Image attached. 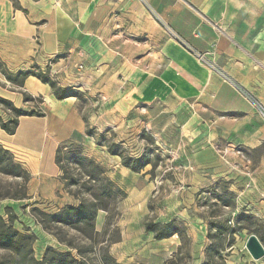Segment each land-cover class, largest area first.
Returning <instances> with one entry per match:
<instances>
[{
	"label": "crops",
	"instance_id": "0c3cea01",
	"mask_svg": "<svg viewBox=\"0 0 264 264\" xmlns=\"http://www.w3.org/2000/svg\"><path fill=\"white\" fill-rule=\"evenodd\" d=\"M143 1L264 104V0H0L3 68L48 73L57 88L69 93L58 99L49 83L33 75L23 86L12 84L0 67V97L28 110L36 106L25 101L23 92L42 99L44 116L20 117L14 134L0 126V145L34 167V175L56 176L60 145L86 135L78 92L112 103L126 99L128 80L135 83L128 96L170 95L186 103L193 114L182 127L191 129L197 111H208L222 136L252 150L263 148L264 120L258 112L171 38ZM258 159L251 170L264 177V148ZM256 187L261 191L264 183ZM254 208L261 211L263 205ZM124 241L110 244L121 264Z\"/></svg>",
	"mask_w": 264,
	"mask_h": 264
},
{
	"label": "rangeland",
	"instance_id": "374dc122",
	"mask_svg": "<svg viewBox=\"0 0 264 264\" xmlns=\"http://www.w3.org/2000/svg\"><path fill=\"white\" fill-rule=\"evenodd\" d=\"M133 84L134 81H126V99L107 104L96 94L78 92V108L94 129L95 138L77 136L73 147H79L83 155L100 165L101 177L111 180L125 194H119L111 203L109 214L105 210L99 212L97 228L102 231L109 218L105 237L112 241L125 238L124 264H203L208 251L216 257L222 255L227 264H264V257L254 260L246 247L251 234L264 245V188L258 191L256 187L260 180L264 183V177L251 170L259 162V151L264 145L252 150L230 141L222 136V127L214 115L204 110L197 111L191 129L182 127L193 114L186 103L170 95L128 96ZM34 99L40 110L42 99ZM206 118L207 122L203 121ZM101 136L103 141L120 143L133 157L147 151L157 163L156 168L150 172L153 167L147 165L140 173L131 171L122 165L119 156L97 143ZM70 150L62 151L65 171L60 168L56 176L34 175V167L22 162L30 173L26 196L0 199L2 214L6 215L5 208L11 207L18 216L15 226L22 229L26 225L37 234L34 247L38 255L47 245H59L38 225L33 207L53 212L61 205L76 203L66 183L75 191L76 186L69 184L70 177L78 178L80 183L90 179L86 168L67 156ZM85 165L91 169L88 161ZM17 181L21 180L0 174V193L20 191ZM83 193L86 198L90 195ZM254 205L263 208L259 211ZM241 214L248 218L237 219ZM213 221L225 222L215 227ZM147 222H173L180 235L155 239L145 229ZM114 247H107L110 254L116 253ZM94 257L101 263L98 250Z\"/></svg>",
	"mask_w": 264,
	"mask_h": 264
},
{
	"label": "trees",
	"instance_id": "16d2710c",
	"mask_svg": "<svg viewBox=\"0 0 264 264\" xmlns=\"http://www.w3.org/2000/svg\"><path fill=\"white\" fill-rule=\"evenodd\" d=\"M0 67L3 68L0 62ZM2 72L7 80L12 84L23 86L27 77L33 75L38 77L42 82L49 83L54 88V94L58 99L68 97L69 93L57 88L55 84L47 77L46 74L39 71L19 70L16 73L6 71ZM26 102H34V98L23 92ZM76 96H79L76 95ZM0 110L6 113L7 117H2L0 114V126L9 133L14 134L17 130L20 117L22 116H44L42 109L38 110L18 108L14 103L6 98L0 97ZM84 116V115H83ZM84 119L87 121L86 117ZM86 134L95 138L94 129L87 127ZM97 141L99 145L105 146L108 152L114 156L121 158V163L126 168L133 172H142L147 165L153 168L154 171L157 163L151 159L150 154L146 151L138 157L131 156L127 150L125 152L123 146L115 141ZM74 140L60 145L56 152V163L59 168L65 171V166L62 164L61 153L64 149H72L68 151V157H74L77 165L85 170V173L90 177L89 180H84L80 183L76 177H70L69 184H74L76 190L69 189L68 183L66 188L72 193L76 203H68L58 208L56 211L48 212L38 207H33L32 213L37 218L38 225L47 233L52 235L59 247L55 245H47L40 255L36 254L35 243L38 239L37 234L32 232L31 228L24 225L22 229L15 226V219L18 216L13 212L11 207H6V215L0 214V264H121L112 256L107 247L113 242L105 235L109 228V218L105 220V225L102 231L97 230V219L99 212L105 210L110 212L111 203L116 202L117 196L120 194L124 197L125 194L121 189L116 187L109 179L102 178L100 165L95 161L83 155L79 147H73ZM85 161H88L91 169H87ZM0 174L17 178V186L20 191L16 193H0V199H23L26 196V188L30 173L25 169L22 163L18 162L12 153L0 145ZM67 179V177H64ZM83 192H89V197H84ZM248 218L243 214L237 219ZM225 222V221H224ZM222 222V223H224ZM218 221H213L211 224L215 227L222 224ZM239 225V222L237 221ZM211 225V227H212ZM214 227V228H215ZM145 229L148 233H153L155 239L170 238L173 235H180L179 229L175 227L173 222L158 224L147 222ZM71 231L73 233H71ZM103 236L102 240L99 237ZM209 236H212L211 233ZM100 252V262L94 257L95 251ZM203 264H227L226 259L219 255L216 257L208 251L207 260Z\"/></svg>",
	"mask_w": 264,
	"mask_h": 264
},
{
	"label": "built area",
	"instance_id": "2783aa9c",
	"mask_svg": "<svg viewBox=\"0 0 264 264\" xmlns=\"http://www.w3.org/2000/svg\"><path fill=\"white\" fill-rule=\"evenodd\" d=\"M143 2L144 5L148 8L152 17L162 26V28L166 31V33H168L171 38H173L178 44L188 50L192 55H194V57L199 62L204 64L212 73L220 75L226 83L231 85L248 103L253 106V108L264 120V104L259 99L252 95L249 90L243 87L240 83H238L230 75H228L220 66H218L216 62L209 57L208 53L195 49L185 39L179 36L164 19L158 16V14L146 1Z\"/></svg>",
	"mask_w": 264,
	"mask_h": 264
},
{
	"label": "water",
	"instance_id": "95a60500",
	"mask_svg": "<svg viewBox=\"0 0 264 264\" xmlns=\"http://www.w3.org/2000/svg\"><path fill=\"white\" fill-rule=\"evenodd\" d=\"M246 247L254 260H260L264 257V245L255 234L248 237Z\"/></svg>",
	"mask_w": 264,
	"mask_h": 264
},
{
	"label": "bare ground",
	"instance_id": "6f19581e",
	"mask_svg": "<svg viewBox=\"0 0 264 264\" xmlns=\"http://www.w3.org/2000/svg\"><path fill=\"white\" fill-rule=\"evenodd\" d=\"M40 80V79H39Z\"/></svg>",
	"mask_w": 264,
	"mask_h": 264
}]
</instances>
